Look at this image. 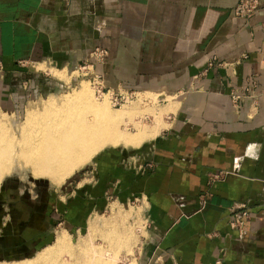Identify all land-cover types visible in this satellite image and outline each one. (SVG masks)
Wrapping results in <instances>:
<instances>
[{
	"label": "crops",
	"instance_id": "1",
	"mask_svg": "<svg viewBox=\"0 0 264 264\" xmlns=\"http://www.w3.org/2000/svg\"><path fill=\"white\" fill-rule=\"evenodd\" d=\"M238 2L0 0V77L82 62L103 47L110 86L167 96L148 109L147 138L124 145L149 143L139 184L128 181L135 165L118 174L108 160L109 184L98 190L146 206L138 264H264V0L248 19L235 16ZM118 208L110 205L118 219L133 217Z\"/></svg>",
	"mask_w": 264,
	"mask_h": 264
},
{
	"label": "rangeland",
	"instance_id": "2",
	"mask_svg": "<svg viewBox=\"0 0 264 264\" xmlns=\"http://www.w3.org/2000/svg\"><path fill=\"white\" fill-rule=\"evenodd\" d=\"M82 60L85 62L88 60V64L91 63L89 56L87 59L83 58ZM106 62L107 59L102 63H97L96 61V66L94 67V72L102 74L104 77L100 81L99 79L94 80L89 75H83V71L78 69L80 62L71 65H53L49 71L39 69L43 68L42 65L32 64V67H29L31 65L26 64L23 66L24 70L21 71V74H11L9 78L0 77V114L6 115L16 125L24 120L28 103L42 102L52 94L65 95L73 93L74 91H82L84 86H86L85 91L96 100L95 102L108 107L110 111H115L120 116L122 114L115 122L116 129L122 132L134 133L137 127L136 123L140 124L141 122L140 125H143L142 122L147 124L151 120L149 118L146 119V114L150 111L148 109L156 108V104L160 107L164 106L168 98L167 96L158 94L146 100L148 98L147 96L139 94L138 91L141 90L125 89L122 87L114 88L110 86L105 75L102 73L103 65ZM52 69L60 70L51 71ZM0 70H2V66H0ZM89 70L92 69L90 68ZM41 74L43 76H40ZM158 119L159 117L156 118V120ZM165 120L168 119L165 118ZM146 124L144 125L146 126ZM122 144L104 147L93 156L92 160L82 168L76 170L74 174L67 177L60 185L55 184L47 177H35L30 173L24 172L18 176L16 175V170L1 179L0 236L3 235V228L1 226H4L6 221L10 219L12 224H17L16 215L22 213V210L17 207L18 204L23 205L31 202L30 206L33 208V213L26 225L38 230H48L52 238H50V242L38 248L37 252L35 250L17 254L14 252L12 255L10 254V256L5 257L0 255V260L10 262L34 257L52 245L55 242L58 232L62 231L70 235V242L73 246H78L85 241L87 250L93 251L103 248L106 245L104 243L105 234L103 230L113 224L114 226L116 225L114 223L115 219L113 218V220L111 217L112 215L114 217L115 213L113 211H111L112 213L110 212V205L117 203L119 205L118 209L122 212L128 214L132 212L133 222L129 221V218L127 220L125 218L126 215L122 218H117L118 220L116 219L115 222L117 224H121L122 222L128 224L132 233L130 232L131 239L128 241V244L120 248H115L116 251L109 257L110 262L111 264L112 262L113 264H133V262L138 264L144 236L147 234L148 222L146 206L140 199L126 200L116 196L110 197L103 195L105 192L101 195L98 194L100 188L103 189L109 184L107 181L109 179L107 173L113 162L114 165L117 164L119 166L118 168L121 171L123 170L122 173L118 174H124L123 172L125 170L123 168L125 163L132 166L135 165L136 167L134 168L125 166L128 171H137V175H128V181H131L134 185L140 182L139 177L142 170V161L139 158L141 151L149 143L146 141L140 147H125V144ZM105 154H110L111 158L107 159L106 162L104 161L103 164H100V160ZM116 154L117 158L115 157ZM136 158L137 161H134ZM108 160H111L112 164ZM87 173H91L90 176H86L85 174ZM103 174L105 175L104 179H101V175ZM84 177L86 178L84 179ZM133 184V189L138 187ZM5 194L6 196H4ZM8 207L16 208L19 212L12 210V213L5 210ZM24 215L26 214H21L23 217ZM95 215L99 216L100 224H98L95 230H92L89 220ZM12 224H10L9 228L5 227V230L10 234L13 232V235H15L17 232L13 231ZM80 240L81 242H78ZM65 252L61 258L71 259V254L67 251ZM15 258L16 260H13ZM102 259L105 260L103 257ZM45 264H49V262H45Z\"/></svg>",
	"mask_w": 264,
	"mask_h": 264
},
{
	"label": "bare ground",
	"instance_id": "3",
	"mask_svg": "<svg viewBox=\"0 0 264 264\" xmlns=\"http://www.w3.org/2000/svg\"><path fill=\"white\" fill-rule=\"evenodd\" d=\"M85 87L82 91L52 94L42 102L28 103L24 120L16 125L6 115L0 114V180L16 170L18 176L24 172L30 173L35 177H47L60 185L104 147L121 143L139 146L147 138L146 126L151 124L145 126L146 123L142 122L143 125H140V120V124L135 122L137 127L134 133L119 131L115 122L122 114L120 116L95 102ZM155 124L154 129L150 128V136L159 129L158 122ZM116 216L112 219L116 220ZM125 218L128 220L129 216ZM115 220V226L113 224L103 230L106 243L103 248L87 250L85 241L73 246L70 235L62 231L58 232L52 245L34 257L0 261V264H111L109 257L116 251L115 248L128 244L131 239L130 226L123 222L117 224ZM89 222L92 230L100 224L97 216H93ZM65 251L71 254V259L61 258Z\"/></svg>",
	"mask_w": 264,
	"mask_h": 264
},
{
	"label": "flooded vegetation",
	"instance_id": "4",
	"mask_svg": "<svg viewBox=\"0 0 264 264\" xmlns=\"http://www.w3.org/2000/svg\"><path fill=\"white\" fill-rule=\"evenodd\" d=\"M6 196V194L4 195ZM31 202H27L23 205H19V207L22 211V213L16 215L17 217V224H12V221L9 219L4 223L3 228V235L0 236V255L1 256H10L14 252L20 253V252H31V251H38V248H41L42 245H44L47 242H50V238H52L51 233L48 232V230H38L35 228H32V226L29 227V225H26L33 213V208L30 206ZM9 208V207H8ZM5 208V210L12 212V210H15L16 212H19L14 209L13 207H10L9 209ZM28 209V210H27ZM27 212V213H25ZM21 214H26L21 216ZM10 224H12L13 231L17 232L15 235H13V232L11 234L9 232H6L5 227L9 228ZM6 228V229H7ZM16 229V230H15ZM19 232V233H18ZM13 260H16L13 259ZM2 261V260H0Z\"/></svg>",
	"mask_w": 264,
	"mask_h": 264
},
{
	"label": "built area",
	"instance_id": "5",
	"mask_svg": "<svg viewBox=\"0 0 264 264\" xmlns=\"http://www.w3.org/2000/svg\"><path fill=\"white\" fill-rule=\"evenodd\" d=\"M263 0H239L236 8H235V16L243 19H248L252 15H254L261 7ZM91 59V63L88 64V60L85 62H80L78 64V69L83 71V75H89L90 77L96 79H104L102 74H98L94 72V67L96 66V61L104 62L108 58V50L105 48L96 47L89 55ZM92 70H89V69ZM87 70V71H86ZM94 76V77H93ZM254 82H252L253 84ZM249 88V86H247ZM241 97V94H233V99L238 101ZM224 172H220L215 175V178H223ZM221 261H217V264H220Z\"/></svg>",
	"mask_w": 264,
	"mask_h": 264
}]
</instances>
